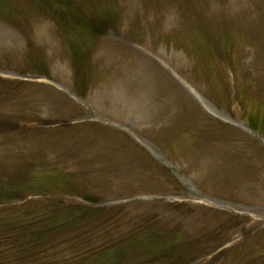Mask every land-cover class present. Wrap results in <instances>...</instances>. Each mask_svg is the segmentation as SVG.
Masks as SVG:
<instances>
[{
    "label": "rangeland",
    "instance_id": "obj_1",
    "mask_svg": "<svg viewBox=\"0 0 264 264\" xmlns=\"http://www.w3.org/2000/svg\"><path fill=\"white\" fill-rule=\"evenodd\" d=\"M0 264H264V0H0Z\"/></svg>",
    "mask_w": 264,
    "mask_h": 264
},
{
    "label": "bare ground",
    "instance_id": "obj_2",
    "mask_svg": "<svg viewBox=\"0 0 264 264\" xmlns=\"http://www.w3.org/2000/svg\"><path fill=\"white\" fill-rule=\"evenodd\" d=\"M152 65H153V63H149V64L146 65V67L149 68V67L152 66ZM153 66H154V65H153ZM141 67H142V66H141ZM149 70L152 71V72L155 71V70H151V69H149ZM140 76L143 77V74L140 73ZM145 94H151V92H147V93H145ZM149 96H150V95H147V97H149ZM182 109H183V108H182ZM182 109H181V110H182ZM178 114H180V113H178Z\"/></svg>",
    "mask_w": 264,
    "mask_h": 264
}]
</instances>
